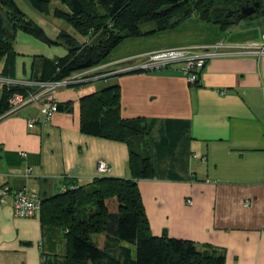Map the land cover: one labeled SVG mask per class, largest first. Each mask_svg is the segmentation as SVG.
Masks as SVG:
<instances>
[{
	"label": "crops",
	"instance_id": "crops-1",
	"mask_svg": "<svg viewBox=\"0 0 264 264\" xmlns=\"http://www.w3.org/2000/svg\"><path fill=\"white\" fill-rule=\"evenodd\" d=\"M263 33L264 15L227 30L193 16L173 29L127 38L102 65L127 68L174 47L254 44ZM14 50L9 60L0 59V76L32 80L52 59ZM206 65L199 86L184 77L180 62L134 69L61 88L56 97L64 109L49 122L34 105L0 119V264H73L64 227L45 220L43 209L16 218L13 195L2 201L3 186L35 189L46 206L67 185L77 188L98 176L133 178L132 149L153 163L154 175L138 180L153 235L196 241L201 251L223 252L226 264H264V55L215 57ZM116 84L122 119L145 128L132 147L82 128L86 104ZM30 117L40 119L32 128ZM102 161L109 173L99 171ZM96 237L103 247L108 237Z\"/></svg>",
	"mask_w": 264,
	"mask_h": 264
},
{
	"label": "trees",
	"instance_id": "trees-1",
	"mask_svg": "<svg viewBox=\"0 0 264 264\" xmlns=\"http://www.w3.org/2000/svg\"><path fill=\"white\" fill-rule=\"evenodd\" d=\"M27 1L37 11L65 21L92 39L90 43L83 40L78 45L76 36L61 32L59 36L64 37L62 42L69 53L55 60L47 59L43 74L34 81L59 80L104 64L109 54L127 38L173 29L193 16L227 30L232 24L255 15L239 18L229 15L234 4L242 0H62L67 8L58 7L54 11L50 9V0ZM96 3L109 11L112 24L106 25L100 20V13L93 9ZM34 22L15 0H0V59L9 60L15 55L17 31L43 34V28L31 25ZM45 39L53 40L47 36ZM200 79L194 85L199 86ZM26 89L19 85L2 87L0 115L9 109L13 93H25ZM118 89L119 84L106 87L95 101L86 104L82 128L105 138L127 141L132 147L143 138L145 128L138 121L122 119ZM58 106L59 110L64 109L61 104ZM132 151L133 178L98 176L77 188L67 185L68 189L54 196L46 206L43 200L45 220L64 227L70 238L72 263L226 264L223 252L201 251L196 241L152 234L138 180L154 175L153 163L146 154ZM101 234L108 237L103 247L95 241Z\"/></svg>",
	"mask_w": 264,
	"mask_h": 264
},
{
	"label": "built area",
	"instance_id": "built-area-1",
	"mask_svg": "<svg viewBox=\"0 0 264 264\" xmlns=\"http://www.w3.org/2000/svg\"><path fill=\"white\" fill-rule=\"evenodd\" d=\"M232 55H250V56H263L264 55V33L262 35L261 42H255L254 44L234 45L225 42L209 46H185L174 47L172 49H162L161 51L151 52L147 55L148 59L140 62L135 66H128L127 68L109 70L108 64L94 66L91 69L82 70L71 74L66 78L59 80H18L15 78H8L0 76V89L4 86L11 87L13 85H19L23 88H27L25 93L14 92L9 99V109L0 115V119L4 116L14 114L27 105H34L40 107L41 114L43 115L44 122H49L52 116L59 111V101L56 97V93L61 88H71L80 86L88 82L94 81L97 78L105 77L106 75L114 74L117 72H128V70L143 69L146 71H152L155 69H162L163 67H169L177 62L183 63L181 69L184 77L188 78L190 83H197L200 79L199 75L202 73L206 64L210 59L221 56ZM35 88L31 90L30 88ZM39 118L30 117L28 121L29 127H34ZM24 154V153H23ZM27 156V154H24ZM98 169L102 173H109L111 166L107 162H100ZM31 168L28 169L27 176L30 175ZM68 188L65 187L66 191ZM2 201H6L8 195H13V212L16 218H30L42 211L43 199L39 191L29 189H18L13 191L9 184H6L2 188Z\"/></svg>",
	"mask_w": 264,
	"mask_h": 264
},
{
	"label": "rangeland",
	"instance_id": "rangeland-1",
	"mask_svg": "<svg viewBox=\"0 0 264 264\" xmlns=\"http://www.w3.org/2000/svg\"><path fill=\"white\" fill-rule=\"evenodd\" d=\"M15 1H16V3H18L20 8H22V10L28 15V17L35 21L34 24H31L33 27L37 26L38 28L39 27L43 28V34L42 35H36V34L33 35L31 33L25 32L23 30L17 31L15 33L14 45L16 46V48H18L20 51H22V52L18 51L17 52L18 54L16 53L18 56L31 57L30 54L32 56H34L35 53H39V54H41V56H40L41 59L45 56L46 57L50 56V58H52V59L58 58V56L61 55L62 53H66L67 51H69V48L66 47L64 42H62L64 37L59 36V34L61 32H64L66 35L72 34V35L76 36L78 45L81 44V42H83V40L88 41V43H90L92 41V39L90 37L88 38L87 36L81 35L79 32H77V30H75L74 27H72V25L67 24L65 21H63L59 18H56L55 16H50L46 13L44 14L42 12L37 11L36 9H34L31 6L30 3H28L27 0H15ZM50 2H51V4H50L51 11H54L58 7L62 8V9L67 8V5L65 3H63L62 0H50ZM93 9L100 13V15H101L100 20L102 22L105 21V23H107L106 25L112 24V22L110 21L111 17L109 15V11L105 10L104 8L99 6L98 4L95 7H93ZM7 24H8V22H7ZM7 27H9V24L7 25ZM92 30L89 31L90 32L89 36H91ZM46 36L55 40V41L57 40L60 42H54L53 40H52V42H50L47 39H45ZM29 39H31V41H33V42L30 43ZM33 39L39 41L40 44H43L44 48H42L38 44H35ZM121 49H122L121 47L116 48L115 51L111 52L110 57L117 55L119 53V51H121ZM0 97H1V91H0ZM38 108H39V111H41L40 107H37L35 109V112L37 111ZM95 238L99 242L102 240V237H95Z\"/></svg>",
	"mask_w": 264,
	"mask_h": 264
},
{
	"label": "flooded vegetation",
	"instance_id": "flooded-vegetation-1",
	"mask_svg": "<svg viewBox=\"0 0 264 264\" xmlns=\"http://www.w3.org/2000/svg\"><path fill=\"white\" fill-rule=\"evenodd\" d=\"M251 11L255 10L254 14L264 15V0H242L241 3H236L230 9L229 15L234 18L242 17V11Z\"/></svg>",
	"mask_w": 264,
	"mask_h": 264
},
{
	"label": "water",
	"instance_id": "water-1",
	"mask_svg": "<svg viewBox=\"0 0 264 264\" xmlns=\"http://www.w3.org/2000/svg\"><path fill=\"white\" fill-rule=\"evenodd\" d=\"M254 12H255L254 9L251 11H244V9H243L242 14H243V16H252V15H254Z\"/></svg>",
	"mask_w": 264,
	"mask_h": 264
}]
</instances>
